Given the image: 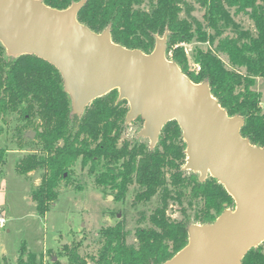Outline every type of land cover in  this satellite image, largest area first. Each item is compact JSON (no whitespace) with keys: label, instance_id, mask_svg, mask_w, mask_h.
<instances>
[{"label":"trees","instance_id":"obj_1","mask_svg":"<svg viewBox=\"0 0 264 264\" xmlns=\"http://www.w3.org/2000/svg\"><path fill=\"white\" fill-rule=\"evenodd\" d=\"M41 1L64 9L79 0ZM145 1L85 0L77 20L97 33L108 29L114 43L144 53L151 52L156 38L167 32L166 57L191 81H206L229 116H242V137L264 147V112L260 92L253 89L256 79H264V0H148L147 9L141 7ZM194 3L203 8L204 25L192 14ZM230 8L236 12L250 8L244 13L251 27L239 29ZM203 26L216 36L230 28L232 35L216 40L210 35V47L195 49L197 69H193L183 48L175 44L194 36L206 42ZM117 98L118 90L113 89L92 100L80 115L74 114L61 74L51 63L34 54L8 55L0 42V134L14 113L22 121L13 131L19 149L29 143L37 146L17 161L16 171L28 175L41 170L31 194L38 211L44 214L48 210L60 182L69 178L77 161L82 167L88 165L92 173L103 160L105 171L94 179L113 181L115 199L124 198L127 186L134 183L135 201L147 202L158 195L159 205L152 208L148 226L136 227L132 241L127 240L121 220L101 228V244L89 259L94 264H160L186 245L189 225L211 223L235 204L214 177L200 180L198 172L183 169L186 145L175 120L161 128L152 147L142 142L130 145L122 138L129 105L126 99ZM26 131H33L34 137H25ZM6 152L0 145V166ZM184 198L189 204L196 202L194 216L182 207L181 218H172L167 212L169 202L182 205ZM78 246H63L66 261L51 263L89 264ZM2 258L0 255V264H4ZM17 264L42 262L22 245ZM242 264H264L261 243L248 250Z\"/></svg>","mask_w":264,"mask_h":264},{"label":"water","instance_id":"obj_2","mask_svg":"<svg viewBox=\"0 0 264 264\" xmlns=\"http://www.w3.org/2000/svg\"><path fill=\"white\" fill-rule=\"evenodd\" d=\"M84 3L57 9L41 0H0V42L8 55L34 54L51 63L74 114L117 89L118 100L129 105L125 123L140 116L138 135L151 146L175 120L186 145L183 169L198 172L200 180L214 177L235 205L211 223L189 225L186 245L160 264H242L248 250L264 242V147L242 137V116H229L206 81H191L166 57L167 32L149 53L125 48L108 29L97 33L77 20Z\"/></svg>","mask_w":264,"mask_h":264},{"label":"rangeland","instance_id":"obj_3","mask_svg":"<svg viewBox=\"0 0 264 264\" xmlns=\"http://www.w3.org/2000/svg\"><path fill=\"white\" fill-rule=\"evenodd\" d=\"M141 7L147 9L148 0ZM244 12L234 16L239 29H247L251 23ZM192 14L204 25L203 8L197 3H194ZM204 30L206 42L198 41L194 36L189 41H178L175 44L183 48L193 69H197L194 64L195 49L204 50L210 47V35L215 37L214 40L225 34L231 35L230 28H226L220 36H216L210 27H204ZM253 89L260 92L261 110L264 112V79H256ZM21 123L13 113L7 124L3 125L4 130L0 134V145L7 149L5 162L0 166V197L5 208L4 211L0 205L5 217L4 224L0 225V255L4 264H17L22 245L27 251L34 253L37 261L42 264H52L56 260L64 262L66 255L62 247L75 244L79 245L80 255L84 256L89 264H94L89 256L96 255L101 244V228L121 220L127 231V240L132 241L136 227L149 225L148 215L153 207L159 205L158 195H154L150 201L139 203L134 200L137 188L131 186L123 200H116L109 188L95 185L96 172L88 173V165L82 167L79 161L75 163L69 178L60 182L57 197L50 203L48 210L41 214L31 196L32 189L39 183L41 170H34L28 175L16 171L17 161L31 149L37 148L29 143L19 149L15 143L14 127ZM127 124L122 138L129 141L130 145L139 141L148 142L138 136V131L143 126L141 122L135 120ZM109 195L112 198H109ZM189 203L188 198L182 200V205L170 201L167 212L172 218L178 219L182 216L180 209L184 207L193 217L197 204L195 201Z\"/></svg>","mask_w":264,"mask_h":264},{"label":"flooded vegetation","instance_id":"obj_4","mask_svg":"<svg viewBox=\"0 0 264 264\" xmlns=\"http://www.w3.org/2000/svg\"><path fill=\"white\" fill-rule=\"evenodd\" d=\"M231 9H233V14L231 13ZM247 10H244V11H250V8H246ZM239 12H242V11H239ZM239 12H236V10H235V8H230V13H231V16L233 17V19H234V16L235 15H237ZM245 14V13H244ZM247 15V14H246ZM247 17H248V15H247ZM249 18V17H248ZM234 21H235V19H234ZM251 22V21H250ZM249 27H251V23H250V26H248L247 28H249ZM231 30V29H230ZM226 35H229V34H225L224 36H226ZM231 35H232V31H231ZM231 35H229V36H231ZM224 36H222V37H224ZM117 100H118V98H117ZM141 119L140 118V116H138L137 118H135L134 120H132V121H135V120H137V121H139V122H141L142 123V125H143V120L141 119V120H139V119ZM26 132H29V131H26ZM25 132V133H26ZM24 133V134H25ZM138 133H139V131H138ZM34 135H35V133H34ZM34 135H33V137H34ZM139 136V135H138ZM25 137H28V136H25ZM33 137H30V138H33ZM139 137H142V136H139ZM142 138H145V139H147V143H144V144H147L148 146H150V147H152L151 145H150V140L147 138V137H142ZM142 141H139V142H136L135 144H139V143H141ZM157 142V141H156ZM143 143V142H142ZM135 144H133V145H135ZM156 144V143H155ZM80 163V162H79ZM104 162H103V160L96 166V168H95V171L94 172H96V174H94V175H102V173L105 171V167H104ZM81 165V164H80ZM99 167V168H98ZM98 168V169H97ZM88 171V170H87ZM191 171V170H190ZM88 173H90L89 171H88ZM90 174H92V173H90ZM114 184V182L113 181H109V180H107L106 182H102V179L100 178V182L99 181H95V185L97 186V187H100V188H109V190H110V192L112 191V189H111V185H113ZM133 187V186H135L136 188H137V185H135L134 183H132V184H130V185H128L127 186V190H128V188L129 187ZM127 190H126V192H127ZM126 194V193H125ZM109 198H112L110 195L108 196ZM125 197V196H124ZM114 199H115V197H114ZM124 198H122V199H119V200H123ZM117 200V199H116ZM137 202H139V203H144L143 201L142 202H140V201H137ZM117 216H119V215H117ZM149 216V215H148ZM144 218V217H143Z\"/></svg>","mask_w":264,"mask_h":264},{"label":"built area","instance_id":"obj_5","mask_svg":"<svg viewBox=\"0 0 264 264\" xmlns=\"http://www.w3.org/2000/svg\"><path fill=\"white\" fill-rule=\"evenodd\" d=\"M4 222H5V217H4L3 213H2L1 210H0V225H3ZM262 243H263V244H262ZM261 244H262V252H263V254H264V242H261Z\"/></svg>","mask_w":264,"mask_h":264},{"label":"crops","instance_id":"obj_6","mask_svg":"<svg viewBox=\"0 0 264 264\" xmlns=\"http://www.w3.org/2000/svg\"><path fill=\"white\" fill-rule=\"evenodd\" d=\"M0 205L3 206L4 205V202L1 200V197H0ZM4 208V206H3ZM4 211H5V208H4Z\"/></svg>","mask_w":264,"mask_h":264}]
</instances>
